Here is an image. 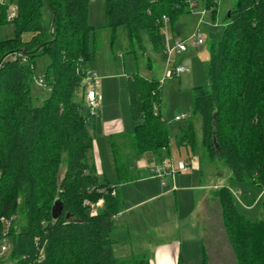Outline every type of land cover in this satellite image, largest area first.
<instances>
[{
	"label": "trees",
	"instance_id": "1",
	"mask_svg": "<svg viewBox=\"0 0 264 264\" xmlns=\"http://www.w3.org/2000/svg\"><path fill=\"white\" fill-rule=\"evenodd\" d=\"M11 2L16 7L12 20L7 19L8 4L0 2V28L14 26L11 38H0V217L14 216L10 256L26 255L35 262L43 248L44 257L36 264H150L145 255L117 257L111 235L122 209L117 187L134 178L133 159L152 152L162 162L170 153L169 129L159 111L160 81L126 77L131 127L110 135L117 177L111 184L97 172L93 135L83 112V70L94 56L89 50V0ZM218 2L201 0L212 18ZM191 4L104 0L105 26L121 27L140 46V33L146 30L158 49L162 17L173 26L179 15L195 8ZM227 13L222 37L208 48V84L192 89L200 137L189 120L178 128L175 142L192 153L199 148L211 163L222 162L236 182L263 189L264 0H234ZM20 50L25 63L4 59ZM42 55L50 61L43 79L50 91L36 105L31 85L36 58ZM215 194L236 263L264 264V195L259 217L251 220L238 212L228 186ZM98 199L103 201L100 208L94 206Z\"/></svg>",
	"mask_w": 264,
	"mask_h": 264
},
{
	"label": "rangeland",
	"instance_id": "2",
	"mask_svg": "<svg viewBox=\"0 0 264 264\" xmlns=\"http://www.w3.org/2000/svg\"><path fill=\"white\" fill-rule=\"evenodd\" d=\"M12 0H0L13 5ZM196 7L190 12L179 15L174 25L163 22L160 27L162 45L155 49L150 42L146 30H142L141 46L135 40H130L121 27L115 29L105 26L104 0H89L88 23L93 27L89 32V50L94 53L92 59L87 62V70L96 77L90 80L88 76L83 78L85 88L93 87L103 97V103L98 104L95 115L90 117L85 106V122L87 128L93 135V149L97 162H103L107 174L114 171L112 154L110 149V135L120 134L131 127L129 115L126 77L137 74L142 78L156 79L160 81V105L159 111L166 121L170 135V157L159 164L170 167L177 166L179 161H186L192 166V173L202 175L206 183L225 185L235 190L233 201L240 214L247 219L255 220L259 217L262 197L254 202L255 196L260 189L245 183H238L227 173L230 170L220 161L205 164L198 168L193 159V153L186 146L178 147L175 136L178 128L188 124L191 120L197 136H200V120L192 113V89L195 86L208 84L207 63L209 59L208 48L212 41L222 37L224 17L234 0H219L214 19L210 18V12H203L201 0H190ZM49 13L43 11V21L47 24ZM196 27L202 33L204 43L200 50L195 51L191 46L192 35ZM177 32V33H176ZM14 34V26L6 23L0 28V38H11ZM175 35L178 38H175ZM179 40L187 45V50L181 54H173L169 61L163 54L168 46ZM49 58L42 55L36 58L35 77L44 79ZM175 65H182L185 71L180 76L165 78L166 70H171ZM33 102L40 105L49 94V87L39 86L36 82L31 85ZM85 99V98H84ZM187 114L188 118L175 121V115ZM121 143V142H119ZM122 148V147H121ZM188 150V154L186 153ZM149 152L143 153L142 159L149 163L151 158ZM191 157V158H190ZM206 161V159H203ZM96 164V163H95ZM158 164V165H159ZM156 167V166H155ZM174 167V168H175ZM208 168L214 169L213 176L204 175ZM177 173V170H175ZM111 172V173H110ZM219 174V175H218ZM109 176V175H106ZM209 199L197 210L196 216L205 230L206 263L205 264H237L232 249L227 240L224 221L221 214L218 198L215 191L216 185L211 186ZM238 187V188H237ZM252 187V188H251ZM103 204L102 199L95 203L96 208ZM253 205V206H252ZM252 206V207H251ZM20 223V220H18ZM17 224V223H16ZM185 243V242H184ZM192 259L181 260V264H199L201 261ZM191 262V263H190Z\"/></svg>",
	"mask_w": 264,
	"mask_h": 264
},
{
	"label": "crops",
	"instance_id": "3",
	"mask_svg": "<svg viewBox=\"0 0 264 264\" xmlns=\"http://www.w3.org/2000/svg\"><path fill=\"white\" fill-rule=\"evenodd\" d=\"M210 18L214 19L211 14ZM175 38L178 37L175 35ZM201 47L202 44L195 51L200 50ZM100 103H103V97ZM149 153L152 161L147 163L145 159L143 160V154L133 159L130 167L134 178L117 187L118 195L122 200V209L115 217L114 230L111 235L115 241L114 253L122 258L129 255H145L150 264H181L184 258L186 261L192 259L191 262L201 261L199 264H202L207 259L205 230L198 222L196 213L209 199L211 186L216 185V188H219L225 185L216 183L211 185L202 182V175L197 176L196 173H192L190 164L185 170H177L172 164L177 173L175 171L172 176L159 175L156 167L160 160L152 152ZM186 153L188 154V150ZM169 157L170 153L164 159ZM93 159L98 174L109 175L106 176L107 179L111 184H115L117 181L115 171L107 174L103 162H97L94 149ZM193 159H197L195 163L198 164V168L211 164L203 160L205 158L201 156L199 148L197 153H193ZM214 173H216L215 168H208L204 175L210 177ZM228 176L232 178L230 172L227 173L226 177ZM231 191L236 193L233 189ZM263 195L264 188L260 189L254 202Z\"/></svg>",
	"mask_w": 264,
	"mask_h": 264
},
{
	"label": "built area",
	"instance_id": "4",
	"mask_svg": "<svg viewBox=\"0 0 264 264\" xmlns=\"http://www.w3.org/2000/svg\"><path fill=\"white\" fill-rule=\"evenodd\" d=\"M15 15H16V7L12 6L11 8L8 9L7 19L12 20L15 17ZM162 20L164 22L168 21L166 16H163ZM192 38H193V41L191 43L192 48L198 49L199 46L203 44L202 33L199 31L198 28L193 32ZM186 50H187V45L185 43H182L179 40H175L174 44L165 48L163 53L169 61L170 57L173 54H181ZM4 59H9L11 61H20L21 63H25L27 61V56L25 53H23V51L20 50L7 54L4 57ZM2 60L0 61V64ZM184 71L185 68L182 65H175L171 70L169 69L166 70L165 78L172 76L178 77ZM83 72L85 74L84 77L88 76L90 80H94V78L96 77L95 75H93L92 72L88 71L87 68H85ZM34 82H36L39 86L44 85V80L41 77H38L37 79L35 77ZM100 100H101V95H99L93 87L85 88L84 102H85V106L88 109L87 111L90 117L95 115V110L98 104L100 103ZM184 118H188V115L182 114V115L174 116L175 121H180ZM187 168H189V165L186 161H179L177 163L176 166L177 170H185ZM156 172H158L159 175L168 174L172 176L175 172V169L172 167V165L170 167L168 166L165 167L162 164H159L156 167ZM13 220H14V216L0 217V223L2 224V232L0 234V264H36L35 262L41 261L44 257L43 248L39 249L35 262L29 260L28 256L26 255H18L14 258L10 256L11 244L8 240V233L12 226Z\"/></svg>",
	"mask_w": 264,
	"mask_h": 264
},
{
	"label": "water",
	"instance_id": "5",
	"mask_svg": "<svg viewBox=\"0 0 264 264\" xmlns=\"http://www.w3.org/2000/svg\"><path fill=\"white\" fill-rule=\"evenodd\" d=\"M227 14H228V13H227ZM50 33L52 34V32H50ZM45 44H46V42L42 43V45L38 46L33 52H36L37 50H39V48H40L41 46H44ZM57 206H58V205L55 204L54 207H53V210H52V212H53V216H54V217H56V214H57V213H55V212H56L55 210H56V207H57Z\"/></svg>",
	"mask_w": 264,
	"mask_h": 264
}]
</instances>
